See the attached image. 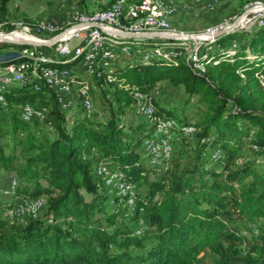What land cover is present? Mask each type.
Listing matches in <instances>:
<instances>
[{"label":"trees","instance_id":"1","mask_svg":"<svg viewBox=\"0 0 264 264\" xmlns=\"http://www.w3.org/2000/svg\"><path fill=\"white\" fill-rule=\"evenodd\" d=\"M10 2L0 0V24ZM261 21L216 38L200 55L203 71L183 58L140 62L145 46H133L129 58L115 48L110 65L95 66L94 74L78 69L80 57L43 63L67 72L76 106L63 108L43 83L38 91L30 82L1 93L0 174L17 185L10 198L0 197V264H264ZM162 81L183 89L181 112L157 100ZM83 86L89 112L78 95ZM134 92L148 95L154 114L175 124L167 167L153 166L145 154L156 128ZM94 103L101 119L92 114ZM25 105L45 108L44 120L24 121ZM128 113L137 120H126ZM185 128L195 130L192 142ZM245 147L262 161L244 157ZM213 151L221 154L217 164ZM99 165L131 187L132 204L129 192L105 185ZM39 197L45 204L25 226L6 217L16 199ZM141 219L145 227L136 234Z\"/></svg>","mask_w":264,"mask_h":264},{"label":"built area","instance_id":"2","mask_svg":"<svg viewBox=\"0 0 264 264\" xmlns=\"http://www.w3.org/2000/svg\"><path fill=\"white\" fill-rule=\"evenodd\" d=\"M88 2H97L99 0H86ZM198 1V0H188ZM104 8L96 9L90 12L75 11L72 15L73 26H80L70 36L58 41L55 52L46 53L41 47H23L14 44H7L8 47H17L14 50L6 52H17L21 58H25L22 62H12L0 65V101L1 93L13 86H20L26 83H32L35 91L39 90L40 83L45 84L50 90L54 91L61 105L62 97L69 93L70 86L66 82L67 72L55 68L43 66V63L52 62L61 57L70 56L71 59L80 57L84 63V67L89 74L95 73V66L101 65L107 67L115 58L114 50L118 48V53L124 57L131 56V48L133 46H145L149 49H139L140 57L138 61L149 63L151 60H171L183 58L193 71H203V64L200 62L202 54L199 44L206 46L212 44L216 38L214 34L223 31L222 26H215L206 30L208 36L194 37L172 28L169 19L174 12L173 3L170 0H114L107 6L104 0L102 2ZM263 13L258 14L259 24H262L261 18ZM2 24H0L1 26ZM57 31L54 24L50 22H39L34 25L33 30L28 26L8 22V38L35 39L40 41L41 35L53 34ZM118 31L121 33L132 34H151L141 42H136L131 38L118 36L113 33ZM166 36H171L167 38ZM71 40L77 41L73 50L69 48ZM194 40H197L196 42ZM193 42L188 50H184L188 44ZM4 43L0 42V47ZM235 47V44H233ZM136 61V60H135ZM99 78V72L96 73ZM258 79L264 87V76L258 75ZM108 81L111 79L108 77ZM78 95L82 97L83 108L88 112L92 110V103L88 94V87L83 86L78 90ZM133 98L137 102L138 110L146 117L150 124L155 126L157 136L146 140L144 143L145 154L149 157L153 166L167 167L172 161V134L170 129L175 125L171 120H163L154 114V108L150 102L148 95L134 92ZM65 107V106H62ZM47 110L45 108H34L25 105L22 109V119L31 121L32 119L44 120ZM51 124V122H49ZM195 132L193 128H185L184 135L190 136ZM221 156L219 151H213L210 159L213 162H219ZM97 174L102 175L105 185L115 189L121 193L131 192V187L123 184L121 176L109 173L102 165L97 168ZM17 185V181L12 179L10 189ZM5 195L10 190L3 192ZM132 196L128 203L132 204ZM45 204V198H29L16 199L13 208L7 211L8 218L20 219V225L25 226L26 220L24 216L36 217ZM13 221V220H12ZM142 222V221H141ZM138 225L136 234L141 233L142 224ZM255 233L258 231L253 228Z\"/></svg>","mask_w":264,"mask_h":264},{"label":"rangeland","instance_id":"3","mask_svg":"<svg viewBox=\"0 0 264 264\" xmlns=\"http://www.w3.org/2000/svg\"><path fill=\"white\" fill-rule=\"evenodd\" d=\"M104 1L105 3L108 2V0ZM170 1L174 6V12L169 19L170 26L177 31H181L185 34L190 35L202 34L206 30L215 26H222L224 29H227L236 22H239V26L234 31L242 30L255 18L256 26L259 24L258 14L261 13L254 11L258 10L259 7L264 5V0H198L194 2L188 0ZM101 2L102 0H99L97 2H88L85 0H11L8 5V20L6 21V23L0 26V34L8 33V22L21 24V26H28L29 28H31V30H33L34 25L38 24L39 22H50L54 24V26L57 28V31L53 34L44 36L41 35L39 37L40 40L47 41L61 34L74 25V23L72 22V15L75 11L80 10L83 12H90L96 9H101L102 7H104V4ZM251 10L254 11L248 14L246 17H243L244 13ZM194 41L196 42L197 40ZM76 44L77 41L71 40L69 42L70 50H73ZM192 44L193 42L188 44V46H186L184 50L190 49ZM199 46L202 53L203 50L207 48L205 44H199ZM56 47L57 44L55 43L49 47L41 48L44 49L47 54H52L55 52ZM145 48L149 49V47ZM14 49H17V47H8L7 44H4L0 47V52H6L8 50ZM78 69H84V71H86L82 60H80V62L78 63ZM262 75L264 76V74ZM93 88L95 92L98 93L95 83H93ZM155 89L157 92L156 98L157 100H159V103L167 108L175 110V112H181V99L184 94L182 88L175 89L166 81H162L155 86ZM62 102L64 104L62 106L65 107L69 105L76 106L78 102L77 96L75 95V93L69 91L66 96L64 95L62 97ZM94 109L96 111H94L95 113L92 114L96 116L97 119H101L103 117V114L100 113L99 107H97L95 103ZM188 114L192 116L193 113L189 111ZM68 116H71V111ZM125 119L130 121L137 120L135 115L132 113H128ZM193 134L187 137L191 140V142L193 141ZM156 136H154L153 138H155ZM147 140L150 141L151 139ZM254 151L255 148L253 147H251V149L249 147H245L243 149L244 157L256 159L261 162L262 158L256 157L257 155ZM178 154L180 155V148H178L176 151V155ZM213 163L217 164L218 162ZM10 182V177L0 174V197H3V195H5L3 192H5L7 189L10 190L11 193L12 189H10ZM9 194H7L6 196H10ZM23 219L27 220L28 216H24ZM12 220L17 226H22L20 225V219L17 218ZM140 222L142 224L141 228L143 229L145 227L143 219H141ZM140 222H138V225ZM243 236L249 237L250 235L243 233Z\"/></svg>","mask_w":264,"mask_h":264},{"label":"water","instance_id":"4","mask_svg":"<svg viewBox=\"0 0 264 264\" xmlns=\"http://www.w3.org/2000/svg\"><path fill=\"white\" fill-rule=\"evenodd\" d=\"M254 10L248 11L246 13L243 14V17H246L248 14L252 13ZM254 12H258V13H263L264 15V5L259 7L258 10L254 11ZM256 23V18L253 19L244 29L245 30H249L250 28H252ZM239 26V22L234 23L231 27L224 29L223 31H220L216 34H214L213 38H218L222 35L228 34L232 31H234L237 27ZM80 26L76 25V26H72L69 29L65 30L64 32H62L61 34L53 37L50 40L47 41H38L35 39H20V38H12V39H7V40H3L0 39L1 43L4 44H14L16 46H23V47H49L55 43H57L58 41H60L61 39L70 36L75 30L79 29ZM114 34L118 35V36H122V37H126V38H131L136 42H141L144 40V38H146L147 36H151V34H132V33H121L118 31H113ZM4 35H8V34H0V36H4ZM194 37L197 36H208L206 33H202V34H194L192 35ZM167 38H171V36H166ZM21 59V56L19 53L17 52H0V65H4V64H9L15 61H18Z\"/></svg>","mask_w":264,"mask_h":264},{"label":"bare ground","instance_id":"5","mask_svg":"<svg viewBox=\"0 0 264 264\" xmlns=\"http://www.w3.org/2000/svg\"><path fill=\"white\" fill-rule=\"evenodd\" d=\"M0 39L7 40L8 39V35L0 36Z\"/></svg>","mask_w":264,"mask_h":264}]
</instances>
